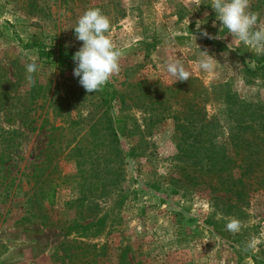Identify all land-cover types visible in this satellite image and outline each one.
Segmentation results:
<instances>
[{
	"label": "rangeland",
	"instance_id": "374dc122",
	"mask_svg": "<svg viewBox=\"0 0 264 264\" xmlns=\"http://www.w3.org/2000/svg\"><path fill=\"white\" fill-rule=\"evenodd\" d=\"M209 5L208 0H0V264L264 261L263 192L238 203L221 190L201 168L202 153L211 148L199 151L196 107L191 124L178 122L182 131L173 118L183 116L186 101H198L199 88L186 84L183 90L190 92H174L181 82L173 84L166 72L170 58L181 59L190 79L212 90L204 112L218 123L220 144L234 129L218 100L227 90L264 112V73L245 72L252 65L248 55L262 53L221 30ZM90 8L110 19L107 35L122 52L121 71L108 82L112 100L103 108L99 91L86 92L73 75L72 57L83 43L73 28ZM251 11L264 23L256 0ZM200 50L220 64L213 72L198 67ZM41 51L67 60L58 66ZM33 58L35 84L26 79ZM102 112L123 118L117 125L124 131L118 134L121 154L109 148L116 143L108 144L99 158L84 155L79 170L66 147L76 141L108 143ZM91 124L97 129L90 131ZM44 178L57 180L51 204L40 194L48 190L41 186ZM228 217L241 221L238 233L226 230ZM252 237L262 241L258 251L246 247Z\"/></svg>",
	"mask_w": 264,
	"mask_h": 264
},
{
	"label": "trees",
	"instance_id": "16d2710c",
	"mask_svg": "<svg viewBox=\"0 0 264 264\" xmlns=\"http://www.w3.org/2000/svg\"><path fill=\"white\" fill-rule=\"evenodd\" d=\"M256 1L259 6L264 9V0ZM208 2L211 4V1L208 0ZM210 7L209 5L208 8ZM210 11L213 12V10ZM30 42L33 46H37L34 38ZM40 55L45 56L47 59L55 57L58 66H61L65 62L64 60H67L64 57L62 58L61 53L57 55L52 51H41ZM248 56L249 62H251L252 65L246 66L245 72L250 73V77L264 73V54ZM186 84L189 86L196 84L198 86V101L193 105H191L190 101H186L183 116L180 118V116L177 115L173 118L177 122V130L182 131L183 127L182 125H178V122L183 120L187 124H191L194 114L192 109L196 107V116H198V118L194 129L197 131L196 137L198 138L197 142L200 146L199 151L204 150L206 146L211 148L210 152L202 153V160L206 161V167L203 166L201 168H207L210 172V179L215 180L221 190L234 196L238 203H245L252 192L261 191L264 194V112L261 106L249 103L247 100H240L235 94H230V91L227 90V97L218 100H221L227 108L228 117L233 122L234 129L228 134L227 143L220 144L217 142L219 136L217 135L218 123L215 125L214 120L210 121L206 119V114L204 112V104L212 98V90L208 91L207 88L196 79H189V81L177 84L174 92H182ZM110 88V84L107 83L103 90L99 91L100 96H98V99L100 100L101 108L104 107V103L109 104L110 100H112L114 91ZM188 92H190V88H185L182 94H187ZM1 94H3V92L0 87V96ZM240 107L243 108L244 112L239 110ZM104 113L106 112H102L101 114V116L105 117L106 123V127L103 129V136H106L108 140L110 139L108 143H98L91 140L88 142V145H85L83 142L76 141V143H71L66 147V149L68 148L67 154L75 156L79 170L81 166L80 162L84 161V155L94 153L96 157L99 158L101 156L99 149L102 150L101 148L108 144L113 143L115 145L116 143V148L115 146L114 148L113 146L109 148L112 149V151L114 150L113 153L115 156L121 154L118 134H122L124 131L117 125L124 122L123 118L119 117L113 120L110 116L106 117L107 113ZM210 127H214L213 132L207 130ZM89 128L90 131L97 129L94 124H91ZM51 174V172L47 173L46 177ZM41 176H43V174H41ZM55 181H57L55 178H44L41 181V186L44 184L48 186L47 191L40 193L48 204H51L54 197L56 187ZM255 262L256 264H264V261Z\"/></svg>",
	"mask_w": 264,
	"mask_h": 264
},
{
	"label": "clouds",
	"instance_id": "9594fccd",
	"mask_svg": "<svg viewBox=\"0 0 264 264\" xmlns=\"http://www.w3.org/2000/svg\"><path fill=\"white\" fill-rule=\"evenodd\" d=\"M210 6L222 24L221 30L227 29L228 33L242 44L264 54V23L259 21V13L251 11V0H211ZM202 23L199 20L196 22L198 31ZM73 29L76 39L83 42L82 47L72 57L76 63L73 75L79 78V84L86 92L102 91L111 78L121 71L122 52L107 35L111 29V21L99 8H90L79 17ZM202 35L210 39L222 38L211 37L207 32ZM194 38L196 39L195 36ZM197 64L202 71L208 73L220 65L207 50H200ZM164 67L173 78V84L189 81L191 73L186 70L181 59L170 58ZM37 71L38 65L33 58L26 65V79L35 84L34 74ZM227 220V231L235 234L241 230L240 220L235 217H228ZM261 242L259 238L252 237L246 247L258 251Z\"/></svg>",
	"mask_w": 264,
	"mask_h": 264
}]
</instances>
